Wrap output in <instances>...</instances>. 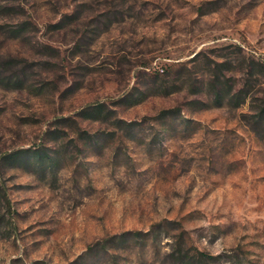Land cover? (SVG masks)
I'll return each mask as SVG.
<instances>
[{"label": "rangeland", "instance_id": "rangeland-1", "mask_svg": "<svg viewBox=\"0 0 264 264\" xmlns=\"http://www.w3.org/2000/svg\"><path fill=\"white\" fill-rule=\"evenodd\" d=\"M256 62L264 0H0V264H264Z\"/></svg>", "mask_w": 264, "mask_h": 264}, {"label": "trees", "instance_id": "trees-1", "mask_svg": "<svg viewBox=\"0 0 264 264\" xmlns=\"http://www.w3.org/2000/svg\"><path fill=\"white\" fill-rule=\"evenodd\" d=\"M254 64L256 65V67H259L262 70H264V64L263 63L256 62ZM224 97L225 96H223L222 93L217 92L215 100H216L217 103L222 104V101H223ZM238 97L241 99L240 96H238ZM263 108H264V106H263ZM169 114H172V112H163L162 116L164 117V116L169 115ZM263 114H264V109L261 112V117L263 116ZM261 117L258 116V118H261ZM20 155H21L20 153L9 154V155L5 156L3 158V160L4 161L7 160V161H11V162H17L20 159ZM147 235H149V234H147ZM142 236H143V234H141V233H126V234H123L121 236L112 237V238H110V241L112 243H116L118 241H121L123 243L124 241H127L131 237L135 238V239H140V238H142ZM199 256L204 261H206V260H216L217 259L215 257L208 256L207 254L202 253V252H199Z\"/></svg>", "mask_w": 264, "mask_h": 264}]
</instances>
